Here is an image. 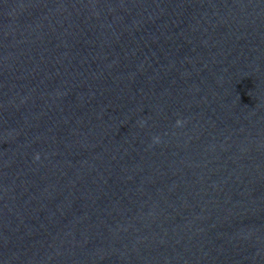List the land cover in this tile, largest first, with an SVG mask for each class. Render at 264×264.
I'll return each instance as SVG.
<instances>
[{"label": "water", "instance_id": "1", "mask_svg": "<svg viewBox=\"0 0 264 264\" xmlns=\"http://www.w3.org/2000/svg\"><path fill=\"white\" fill-rule=\"evenodd\" d=\"M0 264H264V0H0Z\"/></svg>", "mask_w": 264, "mask_h": 264}]
</instances>
